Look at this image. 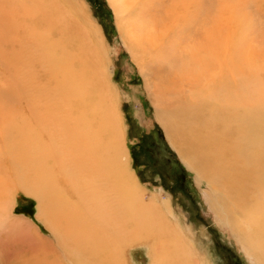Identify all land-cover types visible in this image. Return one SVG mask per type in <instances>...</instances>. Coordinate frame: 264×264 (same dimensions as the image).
<instances>
[{
    "label": "bare ground",
    "instance_id": "obj_1",
    "mask_svg": "<svg viewBox=\"0 0 264 264\" xmlns=\"http://www.w3.org/2000/svg\"><path fill=\"white\" fill-rule=\"evenodd\" d=\"M175 26L156 31L165 32L162 46L163 41L166 47L172 45L170 54H176L171 61L181 65V42L167 37L178 36ZM97 28L79 0H0V262L8 257L7 264H61L53 242L37 233L33 221L13 213L15 195L21 191L36 200L37 219L53 230L70 264H126L125 247L147 238L152 239L151 264H193L192 253L186 257V245L170 235L176 231L164 219L165 201L155 208L146 204L127 154L117 151L118 122L99 94ZM120 28L125 36L130 32ZM234 34L235 28L220 46L213 76L212 44L206 42L203 51L199 44L198 50L187 48L191 62L201 64L194 81L203 78V85L186 91L182 99L202 105L187 111L161 96L162 105L169 107L158 116L191 168L204 169L221 184L229 202L214 191L211 206L262 262L264 75L258 69L264 56L259 62L254 44L234 43ZM155 43L151 47L157 50L160 43ZM230 50H240L241 61ZM156 66L162 68L161 63ZM217 75L234 84V95L212 122V83ZM240 75L250 89L247 93L236 86ZM175 76L177 85L187 80L177 71L170 82ZM167 84L165 78L163 86Z\"/></svg>",
    "mask_w": 264,
    "mask_h": 264
},
{
    "label": "rangeland",
    "instance_id": "obj_2",
    "mask_svg": "<svg viewBox=\"0 0 264 264\" xmlns=\"http://www.w3.org/2000/svg\"><path fill=\"white\" fill-rule=\"evenodd\" d=\"M79 1L87 19L90 18L98 27L99 60L102 62L98 82L99 94L102 103L111 110L110 115H114L116 123L118 122L115 129L119 140L117 151L127 154L129 169L136 183L144 190L146 204L155 208V205L162 206L165 201L164 219L173 225L172 231H176L170 235L179 237L181 244L186 245V257L189 259L192 253L196 261L193 264H263L264 260L261 258L262 263L255 256L256 252H248L241 245L233 235L231 227L219 217L220 214L213 205L211 206V194L215 195L214 191L225 197V203L229 202L221 184L216 185L204 169L191 168L176 144L170 141L169 133L167 134L160 119L162 116L158 114L163 115V108L169 107L162 105L164 101L161 96L178 102L177 106L187 111L202 105H194L182 99L186 91L203 85V78L200 82L194 81L199 72L201 73V64L195 60L191 62L190 50L186 51L189 46L198 50L199 44V51H203L202 47L206 42L212 44L213 76L219 67L216 57L220 55V46L235 28L234 37H231L234 43L237 40L240 43L244 41V44H254V50L260 53L259 62H262L264 0H142L141 3H136V0ZM116 5L119 11H116ZM156 19L159 20L158 23ZM176 24L179 27V38L171 40V33H168L167 37L169 42H181L184 52L177 51L185 58L181 65L180 62L171 61L172 56L176 54H170L172 45L166 47L167 42L163 41L162 46L165 32H157ZM120 27L124 30L130 29L127 36ZM150 29L152 30L149 41L143 44L147 38V30ZM155 31L157 35L154 34ZM86 39L89 50V39ZM153 41L155 44L161 42L156 45L157 50L151 47ZM134 47L136 52L133 54ZM230 54L234 57L238 54L241 61L240 50L237 54L233 51ZM160 63L162 68L158 69L156 65ZM258 70H261L263 76L264 63L262 69ZM177 71L187 79L183 84L175 83L177 74L173 82H170L173 73L175 75ZM219 77L212 83V122L217 118L218 109L229 107L234 95L231 91L234 84L231 86L223 77L218 80ZM165 78L168 79V84L163 86ZM263 78L264 76V81ZM243 79V76H238L236 86L238 90L244 88L247 93L250 89L247 90ZM162 91H165V95ZM245 93L243 94L246 96ZM208 107L210 108V104ZM25 195L21 191L15 195L16 205L13 213L33 221L37 233L50 239V243L53 242L59 262L70 264L66 259L67 254L61 251L55 240L53 230L37 219L36 200ZM215 197H212V201ZM151 243L152 239L147 238L125 247V263L151 264ZM5 261L0 264H7L11 258L6 257Z\"/></svg>",
    "mask_w": 264,
    "mask_h": 264
},
{
    "label": "trees",
    "instance_id": "obj_3",
    "mask_svg": "<svg viewBox=\"0 0 264 264\" xmlns=\"http://www.w3.org/2000/svg\"><path fill=\"white\" fill-rule=\"evenodd\" d=\"M19 199V198H18Z\"/></svg>",
    "mask_w": 264,
    "mask_h": 264
}]
</instances>
